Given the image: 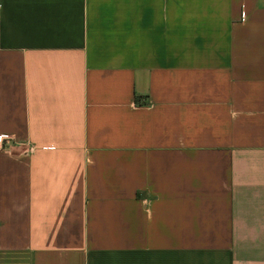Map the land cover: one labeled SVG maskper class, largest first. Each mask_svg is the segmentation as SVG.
<instances>
[{"label": "crops", "instance_id": "0c3cea01", "mask_svg": "<svg viewBox=\"0 0 264 264\" xmlns=\"http://www.w3.org/2000/svg\"><path fill=\"white\" fill-rule=\"evenodd\" d=\"M6 134L0 264H264V0H0Z\"/></svg>", "mask_w": 264, "mask_h": 264}, {"label": "built area", "instance_id": "2783aa9c", "mask_svg": "<svg viewBox=\"0 0 264 264\" xmlns=\"http://www.w3.org/2000/svg\"><path fill=\"white\" fill-rule=\"evenodd\" d=\"M16 138L12 134L0 135V154L8 152L11 147L15 144ZM31 153V148H26L24 153Z\"/></svg>", "mask_w": 264, "mask_h": 264}]
</instances>
